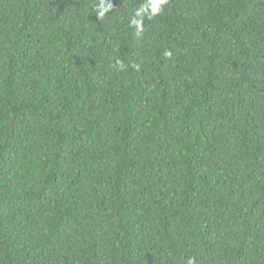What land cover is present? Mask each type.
I'll list each match as a JSON object with an SVG mask.
<instances>
[{"label":"trees","instance_id":"1","mask_svg":"<svg viewBox=\"0 0 264 264\" xmlns=\"http://www.w3.org/2000/svg\"><path fill=\"white\" fill-rule=\"evenodd\" d=\"M111 2L0 0V264H264V0Z\"/></svg>","mask_w":264,"mask_h":264},{"label":"clouds","instance_id":"2","mask_svg":"<svg viewBox=\"0 0 264 264\" xmlns=\"http://www.w3.org/2000/svg\"><path fill=\"white\" fill-rule=\"evenodd\" d=\"M167 3V0H143V2L134 10L133 17L131 18V25L136 29L137 35L143 30L144 19H152L159 15ZM113 4L111 0H99V6L96 10V16L98 19H102L106 14L111 12ZM171 55V53H166ZM118 66L122 67L121 61H116ZM186 264H195L193 257L186 258Z\"/></svg>","mask_w":264,"mask_h":264}]
</instances>
